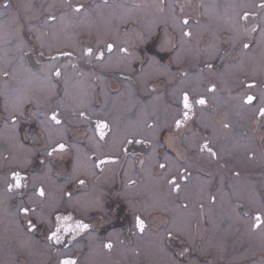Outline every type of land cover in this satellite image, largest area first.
Instances as JSON below:
<instances>
[{
	"label": "flooded vegetation",
	"instance_id": "obj_1",
	"mask_svg": "<svg viewBox=\"0 0 264 264\" xmlns=\"http://www.w3.org/2000/svg\"><path fill=\"white\" fill-rule=\"evenodd\" d=\"M33 1L38 3L41 0ZM67 2L70 4V0ZM99 2L100 0L84 3L81 11L86 15L99 16L96 8L93 6L88 8L91 3L94 5ZM126 2L130 4L131 0ZM7 3L5 9L11 7L24 27L21 30V37L10 44H0L2 248L14 250L18 264H58L59 259L68 257L76 259L77 264H94L90 257L103 262V253L108 254L113 260L123 259L120 256L119 243L125 248H133L132 238L146 237L154 228L163 226L174 216L169 210H147L148 192L144 187L151 184L149 175L164 183L161 187L164 188L166 195L171 192L169 206L173 207L179 206L180 203L184 207L189 205L190 196L184 194L187 188L197 191L202 187L203 192H206L205 185L200 183L199 178L209 179L207 193L210 201L198 200L195 204L199 211L196 220L200 224L201 244L209 241L214 235L215 219L218 218V211L215 208L220 205L224 194L228 202H233V197L238 198L235 186L238 187L241 184L238 181H242L237 169L230 170L223 162L225 146L221 141L213 142L209 136L214 128L208 129L201 121L202 114L207 113L208 119L215 116L217 108L215 92L220 98L230 97V93L218 92L220 85L213 81V76L217 68H223L221 78L227 74L225 65L236 62L207 64L206 61L207 59L214 61L219 57L216 52L213 57L207 58L211 53L209 46L214 42L216 32L222 31V38L232 40V31L215 19L211 28L208 27L206 30L207 42L205 44L197 42L194 49L191 44L185 45L186 41L193 37L194 30L188 27L192 18L185 16L182 19L187 18L188 24L184 25V32H190L191 35L185 36L184 42L178 39L169 48L161 44L158 34L154 36L149 34L147 32L149 30L140 21L131 23L126 21L118 26L117 36L109 35L102 39L95 31L84 30L87 39L78 44L77 48L70 45L58 47L47 38L41 39L37 28L41 21L48 19V16L26 14L24 16L21 9L15 6V1L7 0ZM1 5H5V0H0ZM85 7L88 8L86 12ZM259 9L244 10L256 14L247 19L237 16L239 29L244 34L235 40V46L221 48V51L232 54L233 57L239 55L234 51V47L241 46L240 49L251 54L260 46L259 34L264 30V16L260 13L262 8ZM2 17L0 16V22ZM28 23L32 28L27 29ZM166 25H169L168 21L162 26ZM253 27L256 28L254 32L251 31ZM46 33L48 35L51 33L49 28L46 29ZM245 34L251 37L249 41L245 39L243 42ZM137 36L147 39L142 41L138 38L139 43H135ZM109 43L115 45L112 52L107 51L106 44ZM244 44H249V47L244 48ZM16 46L17 49L14 48ZM88 47H92L94 53L103 51V59L98 60L95 55L86 56L85 50ZM7 48L11 50L7 51ZM122 48H126L127 53L120 51ZM196 49L201 53L199 59L194 57L198 53ZM61 52H71L72 55H68L67 58L60 57L58 55ZM55 68L61 70L60 77L54 75ZM204 69V74L209 79L208 82L205 81L209 84L208 89L212 85L216 88L214 91L204 89V92L200 93L202 87L196 75ZM40 74L44 76L47 88L42 87L40 81L43 80L38 79ZM190 76H193L192 80L186 85L185 81L187 82ZM239 76L236 83L246 87L249 84L256 87L263 81L261 78L246 77L244 73H239ZM185 91L189 93L190 101L193 103L201 97L205 98L207 103L203 106L194 104V112L190 113V119L177 129L174 121L180 118L181 94ZM249 95L256 99L251 104L246 103V98L244 99L246 110L249 106L256 107L257 117L263 121L264 117L258 112L259 108L264 107V104H261V94L252 92ZM53 111L59 112L58 118L61 120L59 125L50 120ZM81 111L84 112V116L79 115ZM12 115L17 116L16 121L11 119ZM98 119H105L110 124L111 131L104 140H100L95 129ZM226 124L229 127L228 129L225 127V130L230 131L232 124L229 122ZM235 124L238 127L244 125L243 121ZM8 130L10 137L5 135ZM201 132L204 133L201 136V145L207 142L216 153L215 156L207 149L201 151V146L200 154L197 152L199 141L196 143L197 138L191 136L200 135ZM250 133L251 131L245 128L243 135L239 137L240 142H246ZM141 140L150 143L148 152L138 150L144 148ZM56 143L67 144V150L47 156L45 146L48 145L50 149ZM17 148L22 149L21 153ZM169 149L178 152L183 161L181 166H173L170 159L166 158V154L170 153ZM240 149L235 148L228 156L237 161L244 155ZM108 157H115L116 162H108ZM100 160L106 162L100 164ZM25 161L29 163L25 165ZM160 164H165L166 167L162 169L159 167ZM149 166L150 168L152 166L151 172H148ZM12 171H21V174L27 177L22 181L26 187L7 191V183L14 182L11 179ZM182 176H186L187 179H183ZM173 177H176L177 183L180 184L179 191L168 184ZM255 179L256 186L259 176ZM79 180H84L85 184L80 185ZM41 184L46 191L45 198H39L34 194V187ZM68 193H71L70 197ZM183 196L186 200H182ZM191 198L195 201V196ZM21 205L31 206L36 209V213L42 211L43 216L51 219L53 223L57 213L71 214L73 219L68 222L69 224L74 225L77 220H82L91 227L79 235L62 231L59 243L49 241L46 239L47 225H39L36 213H29L26 217L19 211ZM136 216L145 221L146 227L143 232L135 226ZM28 219L38 223V227L30 232L26 227ZM171 233L175 236L174 232ZM16 237L22 242L25 238L26 241L33 240L40 247L32 251L39 250V255L44 256L46 260L32 261L29 254L21 251L22 245L20 246V241ZM178 239H181L179 234L175 240L179 242ZM107 243H111L113 247L105 248L104 245ZM1 253L0 251V264L4 261ZM139 260L145 261L147 258L139 256ZM10 264H13V260H10Z\"/></svg>",
	"mask_w": 264,
	"mask_h": 264
},
{
	"label": "rangeland",
	"instance_id": "obj_2",
	"mask_svg": "<svg viewBox=\"0 0 264 264\" xmlns=\"http://www.w3.org/2000/svg\"><path fill=\"white\" fill-rule=\"evenodd\" d=\"M95 1L97 0H70L69 4L67 0H53L51 2L41 0L38 3L33 0H15V5L21 8L22 15L55 16L56 19L54 21L50 19L41 21L37 28L39 29V34H41V39L47 38L58 47L70 45L77 48L78 44L87 39L84 30H93L102 39L109 35L117 36L118 26L120 27L126 21L129 23L140 21L149 30L147 31L149 34L153 36L158 34L161 44L169 48L178 39H180V42L186 40V37L183 36L185 26L182 23V17L185 16L192 18L188 27L194 29L193 37L188 42L186 41L185 45L191 44L194 49L197 46V42H202V44L207 42L206 30L208 27L211 28V24L215 19L232 31V40H227L226 37L222 38V31L216 32L214 42L209 46V52L211 53L207 58L213 57L216 52H218L219 57L214 61L211 59L206 61L207 64L210 62L217 64L224 61L236 62L231 63L232 65L225 63L227 74L221 78L220 74L223 68H217L213 76V81H217L220 85L218 86L220 88L218 92L230 93V97L223 99L218 97V93L215 92L214 96L217 101L215 116L208 119L207 113L202 114L201 121L205 123V127L208 129L214 128L209 134L213 142L221 141L225 146L223 148V162L229 166L227 168H230V170L237 169L236 171L240 173L239 176L242 181H238L241 184L238 187L235 186V189L238 196L237 199L242 200L240 203H242L241 207L243 206V208L232 201L228 202L224 194L219 202L220 205L215 208L218 211V218L215 219L214 235L209 241L201 244L200 224L196 220L199 211L195 204L198 200L210 201L207 193L209 179L199 178L202 184L205 185L206 192H203L202 187H199L197 191L187 188L184 194L187 197L190 196L189 205L184 207L180 203L179 206L173 207L172 205L169 206L171 192L166 195L164 188L161 187L164 183L149 175L152 185L144 187L148 192L149 203L147 210H169L171 211L169 213L174 216L169 218L163 226L154 228L153 232L146 237L136 236V238H132L133 248H125L119 243L120 256L123 259L113 260L106 253H103V262L97 258L92 259L90 257V259L94 264H264V260H261L264 256V228L255 230L251 228V225L255 222V212L262 213L264 219V118L262 121V119L257 117L256 107L249 106L246 110L243 103L250 93L257 92L261 94V104H264V30L259 34L260 46L255 48V51L251 54H247L244 49H240L241 46L240 48L234 47V51L239 54L237 56L232 57V54L221 51V48L225 49L231 45V47L235 46V40L244 34L239 29L237 16H241L242 12L247 9L258 11V3L264 0H131L130 4L126 2L128 0H100L99 3L94 5L91 3L90 7H88L91 8L93 6V8H96L99 16L86 15L83 11H80V14L73 11V8L77 5ZM161 4L163 6L160 8ZM88 8L85 7V12ZM260 13L261 16H264V8ZM0 16H3L0 22V30H2V33L0 32V44H10L13 40L21 37V30L24 25L22 26L23 23L18 20L17 14L13 12L11 7L5 9V6L1 5ZM68 16H82L83 18L71 19ZM161 16L166 17L162 18ZM6 19L11 20L15 26L4 29L3 24ZM193 20L195 22H192ZM167 21L169 25L162 26ZM26 22L28 21L26 20ZM28 28H32L29 23ZM48 28L51 32L49 35L46 33ZM100 37L97 38L99 39ZM250 37L249 34H245L243 42L245 39L249 41ZM138 38V36L135 38V43H139ZM141 39L145 41L147 38L143 37ZM41 43H43L42 40ZM14 48L17 49V46ZM6 50L9 51L11 49L7 48ZM183 50L186 53V50ZM196 52H198L197 49ZM194 57L199 59L201 53L198 52ZM10 59L12 60V58ZM227 65L228 67H226ZM204 71L205 69L196 75L197 81L202 87L200 93H203L204 89H208L209 85L205 83L209 79L204 74ZM239 73H244L246 77H251L252 79L261 78L263 81L256 87L251 88L238 85L236 82L240 77ZM192 77L190 76L188 81H185L186 85L192 80ZM240 121H243L244 125L242 127L236 126L235 122L238 124ZM228 122L232 124L230 131H226L224 127ZM245 128L250 130L251 133L246 142H240L239 137L243 135ZM202 135H204L203 132L200 135L193 134L191 136L197 138L196 143L199 141V146H197L199 154ZM235 148H241L240 150L244 154L237 161L232 159L233 157L228 156ZM173 155H177V157ZM166 158L170 159L173 166H181L183 163L176 152L166 154ZM151 169L152 166L151 168L149 166L148 172H151ZM256 171L260 173L257 174ZM256 176H259V180L255 186L254 180H256ZM240 187L247 188L251 197L242 194L239 191ZM191 196H195V201ZM182 200H186V198L183 196ZM179 215H184V217H180L181 220H179ZM171 232H174L175 236L179 234L184 244H179L173 238L174 235L169 237L168 233ZM205 232H207V225H205ZM16 239L20 241V246L22 245L21 251L29 254L30 258L32 257V261L46 260L44 256L39 255V250L36 252L32 251V249L40 247L33 240L28 239L26 241L25 238L24 242H22L20 238L16 237ZM184 249L189 251L184 256H180L179 253ZM0 251L4 257L2 264H10V260H13V264H18L15 260L16 252L14 250L8 251V249H4L0 245ZM139 256H143L147 260H139ZM208 256L209 259H207Z\"/></svg>",
	"mask_w": 264,
	"mask_h": 264
},
{
	"label": "snow or ice",
	"instance_id": "obj_3",
	"mask_svg": "<svg viewBox=\"0 0 264 264\" xmlns=\"http://www.w3.org/2000/svg\"><path fill=\"white\" fill-rule=\"evenodd\" d=\"M5 7L8 6L7 0H5ZM83 5H77L73 8V11L75 12H80L83 9ZM259 7L264 8V3L260 4ZM250 15H254V13H249L247 11H245L243 13V18L247 19ZM48 19L50 20H55L56 17L53 15H49ZM183 25H187L188 24V20L185 19L183 22ZM252 32L256 31V28L253 27L251 29ZM191 33L190 32H184L183 36H190ZM115 47L114 44H106V48L108 52H112L113 48ZM244 48H248L249 44H244L243 45ZM120 51L127 53V49L126 48H122L120 49ZM61 55H72L71 52H61ZM85 55L88 57H92L95 55V58L100 60L103 59L104 57V52L103 51H98L97 53H94L93 48L92 47H88L85 50ZM209 68L212 67V65H208ZM49 71H53L52 69H49ZM5 75H7V73H5ZM54 75L56 77H60L62 75L61 70L59 68H55L54 69ZM254 84H249L248 87H254ZM216 88L215 85H212L208 91H214ZM256 99V97H254L253 95H248L246 97V103L251 104L254 100ZM181 103H182V109L180 110L181 115L179 119H176L174 121L175 127L177 129H179L183 124H185L189 119H190V113L194 112V104L195 105H200L203 106L207 103L206 99L201 97L199 99H196L194 101V103L192 101H190V96L189 93L187 91L183 92L181 94ZM80 116H84V112H80L79 113ZM259 115L264 117V107L259 108ZM59 117V112L58 111H53L50 117V120L53 121L56 125H59L61 123V120L58 118ZM11 119L13 121L17 120V116L12 115ZM149 127H151V125H149ZM224 127H229V125L225 124ZM95 129L96 131L99 133V138L100 140H104L106 138V135L109 131H111L110 128V124L107 120L105 119H98L96 121L95 124ZM51 139V138H49ZM129 143H132V141H129ZM67 144L65 143H56L55 146H51L49 149V146L46 145L45 149H46V154L47 156H52L53 154L57 153V152H64L67 150ZM207 149V151L209 153H211L213 156L216 155V153L212 150V148L209 147L208 143L205 142L203 145H201V151ZM108 162H112L115 163L116 162V158L115 157H108L107 158ZM106 160H100V164L105 163ZM27 163H29V161H25L24 164L26 165ZM41 163H43V161H41ZM143 163V162H141ZM23 167V165H22ZM160 168H165L166 165L165 164H160L159 165ZM183 179H187L186 176H182ZM11 179L14 182H9L7 183V191L11 192L14 189H19L22 187H26V184H22V181H25L27 179V177L25 175L21 174V171H12L11 172ZM78 183L80 185H84L85 181L84 180H79ZM130 183H132L130 181ZM168 184L171 186H174V190L179 191L180 190V184L177 183L176 181V177H173L171 180L168 181ZM34 194L39 197V198H45L46 197V191L44 186L41 184L39 187H34ZM69 197L71 196V193L67 194ZM214 199V198H213ZM19 211L21 213H23L26 217L29 215V213H36V209L32 208L31 206H25V205H21L19 208ZM36 219L39 223L40 226H44L47 225L48 227V234L46 236V239L49 241H55L57 243L60 242V240L62 239L60 233L63 232H71L74 233L76 235H79L80 232L89 229L91 227L90 224L88 223H84L82 220H77L75 222L74 225L69 224V221H72L73 217L71 214L68 215H63L60 213H57L55 215V219H54V223L51 219H46L43 214L42 211L41 213H36ZM255 222L251 225V228L253 230L255 229H260V228H264V220L261 219V215L258 213L255 218H254ZM38 223L33 222L32 219H28L27 221V229L28 231H32L33 229H36L38 227ZM135 226L141 231L143 232L146 225H145V221L143 219H141L139 216L135 217ZM169 237L172 236V233H168ZM105 248L107 249H111L113 247V245L111 243H107L104 245ZM188 249H184L183 251H181L179 253L180 256H184L186 252H188ZM58 264H77V260L71 257L68 258H64V259H59L58 260Z\"/></svg>",
	"mask_w": 264,
	"mask_h": 264
},
{
	"label": "bare ground",
	"instance_id": "obj_4",
	"mask_svg": "<svg viewBox=\"0 0 264 264\" xmlns=\"http://www.w3.org/2000/svg\"><path fill=\"white\" fill-rule=\"evenodd\" d=\"M15 24H16V23H15ZM3 25H4V29H5V28H8V27H13V26H15L14 23H13L11 20H8V19L5 20V22H4ZM2 28H3V27H2ZM0 32L2 33V30H0ZM43 77H44V76H43L42 74H40L39 77H38V79L43 80V82L40 81V82L42 83V87L47 88L48 85H47V83L45 82V80L43 79ZM5 135H7L8 137H10V136H11V135H10V131L8 130V131L5 133ZM17 150H18L19 153H21V151H22L21 148H17ZM200 183L202 184V182H200ZM239 191H240L242 194H244L245 196H247V197H251V195H250L249 191L247 190V188H245V187H240V188H239ZM180 217L183 218L184 215H179V220H181Z\"/></svg>",
	"mask_w": 264,
	"mask_h": 264
},
{
	"label": "water",
	"instance_id": "obj_5",
	"mask_svg": "<svg viewBox=\"0 0 264 264\" xmlns=\"http://www.w3.org/2000/svg\"><path fill=\"white\" fill-rule=\"evenodd\" d=\"M58 56H60V57H62V56H66V58L68 57V55H61V54H60V55H58Z\"/></svg>",
	"mask_w": 264,
	"mask_h": 264
}]
</instances>
